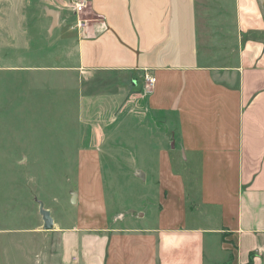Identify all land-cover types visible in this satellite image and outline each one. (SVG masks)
<instances>
[{
  "label": "crops",
  "instance_id": "1",
  "mask_svg": "<svg viewBox=\"0 0 264 264\" xmlns=\"http://www.w3.org/2000/svg\"><path fill=\"white\" fill-rule=\"evenodd\" d=\"M199 2L89 0L82 30L72 0H0V64L34 105L55 82L78 128L128 114L145 160L137 217V201L110 213L101 175L80 172L77 219L53 217V264H264V0Z\"/></svg>",
  "mask_w": 264,
  "mask_h": 264
},
{
  "label": "rangeland",
  "instance_id": "2",
  "mask_svg": "<svg viewBox=\"0 0 264 264\" xmlns=\"http://www.w3.org/2000/svg\"><path fill=\"white\" fill-rule=\"evenodd\" d=\"M203 1L199 5L209 0ZM5 67L0 64L2 264L57 263L59 239L53 231L43 229L40 202L51 210L61 227L73 225L81 212L79 203L70 200L77 195L80 201L79 174L95 173L104 180L109 212L115 208L123 212L128 201H137V217L145 191L137 173L144 172L145 160L130 153L128 114L121 116L118 129L78 128L77 120L71 119L69 113L67 117L65 109L69 108L65 103L55 106L56 92L63 94L62 83L58 90L55 82L42 90L37 86L44 97L40 108L34 105L31 81L20 80L19 75ZM142 113L143 110L136 116L141 117ZM138 130L142 135L143 129ZM95 133H102L99 143Z\"/></svg>",
  "mask_w": 264,
  "mask_h": 264
},
{
  "label": "built area",
  "instance_id": "3",
  "mask_svg": "<svg viewBox=\"0 0 264 264\" xmlns=\"http://www.w3.org/2000/svg\"><path fill=\"white\" fill-rule=\"evenodd\" d=\"M72 4L76 14L78 15L77 18V27L79 29L84 30L88 26L89 19L84 17L87 7L89 6V0H72ZM147 82V89L150 90L155 86L156 77L151 74H146L145 76ZM78 259L75 257V261Z\"/></svg>",
  "mask_w": 264,
  "mask_h": 264
},
{
  "label": "water",
  "instance_id": "4",
  "mask_svg": "<svg viewBox=\"0 0 264 264\" xmlns=\"http://www.w3.org/2000/svg\"><path fill=\"white\" fill-rule=\"evenodd\" d=\"M49 14L53 17V26H56L59 19V14L55 10H51ZM40 214L43 219V229L44 230H53L55 228L54 218L52 216L51 210L45 208L44 203L40 202L39 207Z\"/></svg>",
  "mask_w": 264,
  "mask_h": 264
},
{
  "label": "trees",
  "instance_id": "5",
  "mask_svg": "<svg viewBox=\"0 0 264 264\" xmlns=\"http://www.w3.org/2000/svg\"><path fill=\"white\" fill-rule=\"evenodd\" d=\"M253 254H251L249 261L246 264H253Z\"/></svg>",
  "mask_w": 264,
  "mask_h": 264
}]
</instances>
